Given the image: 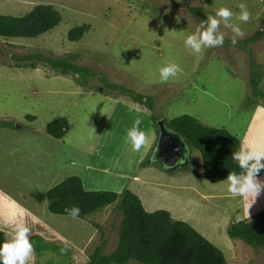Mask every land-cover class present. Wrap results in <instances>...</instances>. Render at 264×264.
Returning a JSON list of instances; mask_svg holds the SVG:
<instances>
[{"label": "rangeland", "instance_id": "374dc122", "mask_svg": "<svg viewBox=\"0 0 264 264\" xmlns=\"http://www.w3.org/2000/svg\"><path fill=\"white\" fill-rule=\"evenodd\" d=\"M240 2L0 0V16L20 18L36 6H48L59 18L58 25L37 37H0V122L11 124L0 125V191L29 210L35 250L29 264H88L101 245L102 256L117 249L121 215L115 203L84 219L48 211L46 192L70 177L79 178L86 191L111 189L120 181L128 186L115 193H132L129 186L134 185L133 190L147 199L140 200L145 212L163 210L172 221L188 224L222 252L225 264H264V249L254 251L227 235L232 224L249 222L264 211V193L248 209L222 181L204 178L200 155L190 145L183 146L178 134L175 146L183 147L181 162L162 161L156 153L158 122L176 134L168 124L184 115L203 127L226 131L238 140V150L242 145L264 148V0H244L251 18L241 24L246 35L235 46L223 24V47L195 53L184 44L216 7L238 12ZM77 27L82 35L70 41L68 33ZM256 32V41H247ZM31 54L77 56L71 62L87 68L90 76L83 86L77 74H63L43 61L34 69L14 67L13 56ZM165 62L178 64L182 71L162 83L157 69ZM128 93L153 99L147 123H153L156 140L153 144L147 136L138 152L127 142L126 129L139 118L144 131L146 122L136 115L141 107ZM59 118L69 129L55 139L45 128ZM142 177L158 180L151 179L153 185L133 183ZM259 178L264 180V173ZM92 182L99 185L92 187ZM5 231L0 226V232ZM110 264L140 263L129 259Z\"/></svg>", "mask_w": 264, "mask_h": 264}, {"label": "trees", "instance_id": "16d2710c", "mask_svg": "<svg viewBox=\"0 0 264 264\" xmlns=\"http://www.w3.org/2000/svg\"><path fill=\"white\" fill-rule=\"evenodd\" d=\"M58 23V15L52 8L36 6L24 17L0 16V37L33 38L51 30ZM81 35L82 28L77 27L69 31L68 39L77 41ZM259 36L260 32H256L247 41L254 42ZM76 58L77 56H68L53 59L39 54L13 56L16 61L15 68L34 69L35 63L43 61L63 74H77L85 86L90 72L87 68L71 62ZM252 82L251 86L255 88L256 81L252 79ZM106 86L113 89L112 85ZM128 97L140 105L141 111H154L152 98L138 93H128ZM152 118L154 119L153 116ZM0 125L6 128L11 126L10 123L4 122H0ZM168 126L200 155L203 176L209 182L226 180L229 172L240 171L238 164L232 159V154L238 150L239 142L226 131L203 127L186 115L173 119ZM68 129L64 118L54 120L45 128L46 133L55 139L63 138ZM46 197L51 214L68 216L65 209L76 206L80 209L78 219H84L88 214L108 204H116V210L121 215L117 249L112 255L102 256L101 245L90 257L88 264L123 263L129 259L140 264H225L222 252L188 224L172 221L170 215L163 210L145 212L138 197L129 191L119 194L111 191H86L79 178L70 177L48 190ZM227 235L233 240L244 242L254 251L264 249V211L249 222L232 224L227 230ZM4 239L5 233L0 232V242Z\"/></svg>", "mask_w": 264, "mask_h": 264}, {"label": "clouds", "instance_id": "9594fccd", "mask_svg": "<svg viewBox=\"0 0 264 264\" xmlns=\"http://www.w3.org/2000/svg\"><path fill=\"white\" fill-rule=\"evenodd\" d=\"M203 5L208 7L206 4ZM237 7L238 12H233L225 6L216 7L214 15L200 21L195 30L186 36L185 46L195 53H200L204 49L223 47L226 34L221 31V24L224 29L231 31V44L235 46L238 39L246 35L241 24H246L251 18L244 0H241ZM233 20L237 22L233 23ZM157 71L160 82L166 83L177 78L182 69L176 63L165 62ZM141 123L142 121L137 118L132 127L126 129V140L131 144L132 150L137 152L147 143L146 133L140 130ZM232 159L237 162L240 171L229 172L226 180L221 183L227 185V191L233 197L247 202L249 209L264 193V180L259 178L264 172V148L242 145L232 154ZM65 212L75 220L79 218L80 209L72 206L66 208ZM28 215V209L8 193L0 191V226L6 230L5 239L0 242V264H29L33 259L35 250L30 240L32 230L27 223Z\"/></svg>", "mask_w": 264, "mask_h": 264}, {"label": "crops", "instance_id": "0c3cea01", "mask_svg": "<svg viewBox=\"0 0 264 264\" xmlns=\"http://www.w3.org/2000/svg\"><path fill=\"white\" fill-rule=\"evenodd\" d=\"M136 112V111H135ZM136 115L137 116H139L140 118H142V120H144L145 122H146V124L144 125L143 124V126H144V131L147 133V136H149V137H152V139H153V141H152V143L154 144V142H155V140H156V134H155V128H154V125H153V123L152 122H148L147 123V120H148V117H149V115H148V113L147 112H142V111H137L136 112ZM144 122V123H145ZM181 139V142H183L184 144H183V146L185 145V146H189V144H187L182 138H180ZM157 141H158V139H157ZM151 143V144H152ZM150 144V145H151ZM157 146V145H156ZM182 150H183V147H182ZM134 160H136V159H134ZM143 160V159H142ZM154 165H156V164H154ZM169 169V168H168ZM170 170V169H169ZM165 171V170H164ZM135 178V177H134ZM144 178H148V177H142L141 178V180H139L138 178L137 179H135L134 181H133V183H135L136 182V184H139L140 186H144L145 184H154L155 182H150V181H152L151 179H153V180H155L156 182H157V180L155 179V178H148V179H144ZM132 180H133V178H132ZM146 180V181H145ZM148 180V181H147ZM96 181V180H95ZM94 181V182H95ZM109 181V180H108ZM137 182H139V183H137ZM92 184H94V185H92V187H94L95 185H99V182H96V183H93L92 182ZM106 184V183H105ZM115 186L113 187V188H111V189H103V190H100V189H97V188H94V189H92V190H89V189H87L88 191H114V192H119V190L121 191L122 189H123V186H128V183H125V184H122V183H120V181H117L116 183H113ZM122 184V185H121ZM136 186H138V185H136ZM155 186H158V184L156 183L155 184ZM98 187H100V186H98ZM129 188L131 189L130 191H132V193L134 194V195H136L138 198H139V200H141V202L143 203V200H144V202L146 203L147 202V199H143L142 198V196L140 195V193L139 192H135L133 189H134V185H132L131 187L129 186ZM141 203V204H142ZM153 212H155V210H151V211H149V213H153Z\"/></svg>", "mask_w": 264, "mask_h": 264}, {"label": "flooded vegetation", "instance_id": "af4514ba", "mask_svg": "<svg viewBox=\"0 0 264 264\" xmlns=\"http://www.w3.org/2000/svg\"><path fill=\"white\" fill-rule=\"evenodd\" d=\"M156 153L161 157L162 161L169 159L171 162L172 160L181 162V159H183L182 149L180 148L179 144H176L175 146V141L173 139H171V141L169 140L166 146L157 149Z\"/></svg>", "mask_w": 264, "mask_h": 264}, {"label": "water", "instance_id": "95a60500", "mask_svg": "<svg viewBox=\"0 0 264 264\" xmlns=\"http://www.w3.org/2000/svg\"><path fill=\"white\" fill-rule=\"evenodd\" d=\"M158 126L160 129L158 141H157V149H160L168 144V141L173 139L175 143H180V139L178 138L177 134H173L171 132H168L161 121L158 122Z\"/></svg>", "mask_w": 264, "mask_h": 264}]
</instances>
